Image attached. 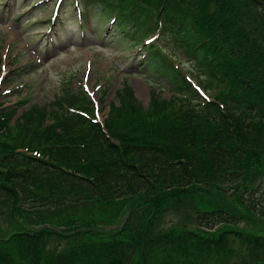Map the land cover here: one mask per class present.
Instances as JSON below:
<instances>
[{
	"label": "trees",
	"instance_id": "trees-1",
	"mask_svg": "<svg viewBox=\"0 0 264 264\" xmlns=\"http://www.w3.org/2000/svg\"><path fill=\"white\" fill-rule=\"evenodd\" d=\"M92 1L115 15L119 25L128 24L124 31L127 35L138 34L140 40L153 32L169 35L178 51L191 60L196 57L197 80L204 88L201 87L208 91L212 83L216 91L211 99H205L186 77L175 73L170 63L163 60L164 70L167 67L173 72L171 77L178 91L170 100L160 98L162 92L153 90V106L158 110L176 106V112L181 111L186 119L180 114V121L171 124L167 132L161 122L154 127L153 135L138 133L132 121L112 120L116 113L135 109V94L127 83L118 90L119 104L113 102L105 125L91 117L86 95L78 90L67 91L58 99L59 106L53 110L56 112L50 123H44L50 111L48 106L32 104L15 122L20 133L14 140L21 143L29 138L32 142V136L39 137L47 143L39 151L46 157L38 158L30 149L16 151L17 147L10 148L15 150L13 153L0 156V214H21L27 220L34 212L64 204L77 207L83 202H92L98 208L103 203L115 204L117 209L124 207L129 213L126 222L119 223L115 212H104L105 221L115 224L110 235L72 245L46 263L36 258L35 264H264L262 236L234 232L236 237L232 240L240 243L236 254L237 247L228 242V231L211 237L187 226L163 229L156 225L163 218L166 204L172 202L159 193L168 196L164 192H191L189 187L195 188L203 179H220L217 174L227 180L238 176L246 180L252 169L263 163L264 156L259 152L264 151V28L255 22L260 17L264 21V0H251L263 10L262 16L256 13L253 19L240 6L235 5L233 11L227 7L231 0ZM212 3L215 6L211 12ZM208 11L213 18L208 19ZM156 47L151 46L150 50L154 56H161ZM11 113V106L0 108V125ZM154 113L150 112L149 117H154ZM125 125L122 137L120 130ZM107 134L116 137L118 144L109 141ZM173 134L192 151V158L170 152L171 145L164 147L156 139L168 140ZM4 176L7 183L18 188V192L15 189L16 193L11 194L15 201L10 193H5L7 183L1 180ZM155 189L159 197L153 204L139 203L140 197ZM251 192L249 206L255 208ZM132 198L136 199L133 204ZM39 200L43 206L38 204ZM11 204L15 208L9 209ZM139 212L143 214L137 217ZM261 214L264 215L262 211ZM238 215L213 208L197 211L195 219L200 228L208 229L234 222ZM76 218L78 225L86 226V219L79 215ZM94 227L102 229L105 225ZM119 235L124 238L118 239ZM18 261L0 254V264H21Z\"/></svg>",
	"mask_w": 264,
	"mask_h": 264
},
{
	"label": "rangeland",
	"instance_id": "rangeland-1",
	"mask_svg": "<svg viewBox=\"0 0 264 264\" xmlns=\"http://www.w3.org/2000/svg\"><path fill=\"white\" fill-rule=\"evenodd\" d=\"M87 2L88 9L93 10V13L90 11L86 13L82 27L76 20L78 5L75 6L74 0H0V108L11 106L12 111L9 116L1 120L0 143L3 147H0V156L5 155L6 152L13 153L15 150L10 148L17 147L16 151L28 152L30 149L34 156L45 158L46 156L39 151L45 149L47 143L44 144L39 137L32 136L34 143L29 138L21 143L14 140L20 133L18 130L20 127L15 122L20 119L22 112L33 104L48 106L50 111L44 123H50L56 112L53 110L59 106L58 99L67 91L78 90L85 94L91 117L104 125L103 123L111 115L109 112L113 102L119 104L118 90L127 83L135 94V109L128 108L126 112L116 113L112 120L117 123L132 121V126L138 128V133L153 135L154 127H158L161 122L165 127L163 130L167 132L171 124H177L181 115L184 116L181 111L176 112V106L159 110L153 106V90L161 91L162 99H170L173 93L178 91L177 84L173 81V76L171 77L173 72L165 67L164 76L161 75L162 70L156 73L155 60L145 65L146 58L142 56V46L146 45L143 44V40L139 42V38L133 39L126 35L123 31L127 28L126 24L120 26L112 23L106 15L109 14L108 12L98 13V6L95 7L90 0ZM70 3L73 4L72 9L71 7L69 9ZM84 5L87 6L86 0L80 2L81 7ZM235 5L240 6L249 19H253L256 13L258 16L263 15L260 13L263 11L261 7L251 0H231L227 7H232L233 11ZM214 6L215 3H212L211 8L208 9L212 12ZM17 15V19H11ZM207 17L213 18L210 12ZM256 19L257 26L264 28L262 18ZM156 36H151L150 44L154 45L159 41L168 46L173 54H169L166 60L181 69L185 76L197 84L196 57L191 60L187 54L178 52L173 44H166L168 40L171 41L169 35L165 34L162 40L161 34ZM143 65L148 68H140ZM205 80L207 79H204V82ZM139 86L143 88L142 92L139 91ZM213 86L214 84L211 83L208 90L210 96L216 91ZM196 107L202 108L198 105ZM152 109L155 111L154 117H149L150 112H153ZM41 126L42 123L39 124V128ZM125 128L126 125L120 130L122 137ZM33 129L34 127L30 130L32 135ZM107 137L109 141L118 144L116 137H112L111 134H107ZM156 139L161 140V145L164 147L169 148L171 145L170 152L192 158V151L187 145H182L174 134L168 140L162 137ZM28 143L33 145L35 150ZM259 153L264 156V151ZM2 167L3 162L0 161V168ZM19 177L22 179L21 176ZM217 177L220 179L209 181L203 179V182L197 184L195 188L189 187L191 192L166 191L164 194L168 196H164L159 193L160 190L157 191L161 197L172 202L166 204L167 209L163 213V218L156 225L163 229L187 226L211 237L228 231L230 233L228 242L231 246L234 244L237 247L236 254H239L240 243L237 239L235 243L232 240L236 237L234 232L243 231L245 234L264 237V215L261 214V211L264 214V160L262 165L252 169L246 180L240 179L241 176L230 180L223 179L221 174H217ZM1 180L6 182V177H2ZM15 189L18 192V188L9 182L5 193H10L11 198L13 197L11 194L16 193ZM155 191L156 189L147 192L148 196L140 197L139 203L153 204L159 197L155 195ZM250 192L256 201L255 208L249 206ZM178 194L181 195L179 198L172 197ZM13 200L15 201L16 198L13 197ZM135 201L136 199H131L132 204ZM89 203L83 202L77 207L73 204H64L65 206L62 207L44 209L39 213H32L27 220L25 218L23 220L21 214L8 212L4 215L0 214V254L5 257H16L21 264H35L36 258L46 263L52 260L54 254L59 255L70 250L72 245L93 242L110 235L109 231L115 224H110L112 222L110 220L105 221L108 212H115L119 223H125L127 220L129 213L125 212L124 207L117 209L118 206L115 204L103 203L101 204L103 206L98 208L96 204ZM38 204L43 206L41 200ZM13 208L15 206L11 204L9 209ZM213 208H224L233 214L240 213L238 215L240 217L234 222L221 223L213 228H200L195 219L197 211ZM106 211L107 215L104 214ZM142 214L143 212H139L137 217ZM77 215L86 219V226L78 225L75 220ZM102 223L105 225L104 228L94 227ZM16 230H19V233L16 234ZM123 236L119 235L117 238H124ZM24 258L34 260L28 262ZM235 258L236 256L232 257L233 260Z\"/></svg>",
	"mask_w": 264,
	"mask_h": 264
},
{
	"label": "bare ground",
	"instance_id": "bare-ground-1",
	"mask_svg": "<svg viewBox=\"0 0 264 264\" xmlns=\"http://www.w3.org/2000/svg\"><path fill=\"white\" fill-rule=\"evenodd\" d=\"M70 4H72V3H70ZM157 66H158V64L156 63V65H155V69L157 70L156 73H157L158 71L162 70V71H161V75L164 76L165 73H166L165 70H164V69H158ZM139 91H140V92L143 91V88L140 87V86H139Z\"/></svg>",
	"mask_w": 264,
	"mask_h": 264
}]
</instances>
